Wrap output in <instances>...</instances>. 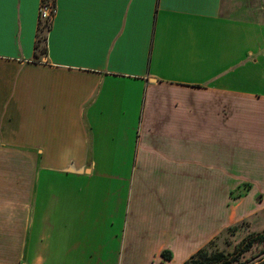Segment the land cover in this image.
Segmentation results:
<instances>
[{
	"label": "crops",
	"instance_id": "1",
	"mask_svg": "<svg viewBox=\"0 0 264 264\" xmlns=\"http://www.w3.org/2000/svg\"><path fill=\"white\" fill-rule=\"evenodd\" d=\"M42 1L0 0V264H120L92 213L147 194L160 264L264 212V0H51L36 57Z\"/></svg>",
	"mask_w": 264,
	"mask_h": 264
},
{
	"label": "rangeland",
	"instance_id": "2",
	"mask_svg": "<svg viewBox=\"0 0 264 264\" xmlns=\"http://www.w3.org/2000/svg\"><path fill=\"white\" fill-rule=\"evenodd\" d=\"M236 134H239L236 132ZM235 161L236 164V174L240 173L238 168V163H242V151L239 148L235 149ZM208 163L211 164V155L208 158ZM245 189L242 188L238 190L233 197H237L240 192H243ZM262 200V197L257 198L256 204L258 205ZM102 210H95L92 213L91 221L92 223L105 224L109 223L107 229L101 230H92V237H98L100 234L104 238L113 239L116 242V247L118 251L120 250V255L117 254V258L121 259L120 264H160L155 260L157 251L162 244L161 235L158 223L160 217L163 215L162 210V200L154 199L147 194L145 197L139 198L138 209L136 212L135 230H132V236L128 235V230L125 229L123 224L126 220V213L121 211L119 207H107L104 210V205H101ZM220 208L224 206V201L222 198L219 199ZM256 206V205H255ZM262 206V205H260ZM96 208V206H94ZM98 209V208H97ZM226 209L223 211L225 212ZM222 213V211L220 212ZM111 215V217H109ZM108 220V221H107ZM223 218L220 219L222 222ZM245 221L239 228V230L233 234L226 233L227 230L220 233L217 237L218 240L215 243V246L222 252L228 253L231 252L243 239L249 235L259 232L264 229V212L250 216L249 218L242 220L236 224H241ZM220 222V224H222ZM235 224V225H236ZM124 229L122 230V227ZM127 230V231H126ZM119 245L121 249H119ZM179 260H176L175 263L178 264ZM166 264V263H165Z\"/></svg>",
	"mask_w": 264,
	"mask_h": 264
},
{
	"label": "trees",
	"instance_id": "3",
	"mask_svg": "<svg viewBox=\"0 0 264 264\" xmlns=\"http://www.w3.org/2000/svg\"><path fill=\"white\" fill-rule=\"evenodd\" d=\"M50 2L51 0H43L42 5H50ZM51 5L55 9L54 4ZM49 29L50 22L47 20H40L36 42V57L39 55H47L46 42ZM243 188L245 190L240 192L236 198L244 196L246 190L249 188V185H245ZM245 223L246 222L243 221L241 224L239 223L228 228L226 233H236ZM218 238L214 239L202 250L191 256L184 264H264V229L249 235L228 253L220 251L215 246ZM162 257L166 261H170L172 259L170 252H164Z\"/></svg>",
	"mask_w": 264,
	"mask_h": 264
},
{
	"label": "built area",
	"instance_id": "4",
	"mask_svg": "<svg viewBox=\"0 0 264 264\" xmlns=\"http://www.w3.org/2000/svg\"><path fill=\"white\" fill-rule=\"evenodd\" d=\"M55 14V9L52 7V5H42L40 9V20L42 21H51L52 17Z\"/></svg>",
	"mask_w": 264,
	"mask_h": 264
}]
</instances>
